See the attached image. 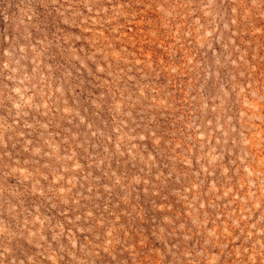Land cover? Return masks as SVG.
<instances>
[{"label":"rangeland","instance_id":"rangeland-1","mask_svg":"<svg viewBox=\"0 0 264 264\" xmlns=\"http://www.w3.org/2000/svg\"><path fill=\"white\" fill-rule=\"evenodd\" d=\"M0 264H264V0H0Z\"/></svg>","mask_w":264,"mask_h":264}]
</instances>
